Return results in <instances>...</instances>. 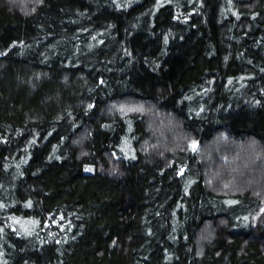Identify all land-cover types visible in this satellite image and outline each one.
I'll return each mask as SVG.
<instances>
[{
	"label": "trees",
	"instance_id": "1",
	"mask_svg": "<svg viewBox=\"0 0 264 264\" xmlns=\"http://www.w3.org/2000/svg\"><path fill=\"white\" fill-rule=\"evenodd\" d=\"M0 264H264V0H0Z\"/></svg>",
	"mask_w": 264,
	"mask_h": 264
},
{
	"label": "rangeland",
	"instance_id": "2",
	"mask_svg": "<svg viewBox=\"0 0 264 264\" xmlns=\"http://www.w3.org/2000/svg\"><path fill=\"white\" fill-rule=\"evenodd\" d=\"M9 3L11 2V0H7ZM14 2V1H13ZM24 8H25V6H24ZM115 106H119V102H116L115 104H114ZM196 147H197V143H195L194 144V150L196 149ZM209 158H211V157H209ZM208 239V238H207Z\"/></svg>",
	"mask_w": 264,
	"mask_h": 264
},
{
	"label": "snow or ice",
	"instance_id": "3",
	"mask_svg": "<svg viewBox=\"0 0 264 264\" xmlns=\"http://www.w3.org/2000/svg\"><path fill=\"white\" fill-rule=\"evenodd\" d=\"M121 111H123V109H121ZM86 171H91V169H86ZM29 206H30V203H29Z\"/></svg>",
	"mask_w": 264,
	"mask_h": 264
}]
</instances>
